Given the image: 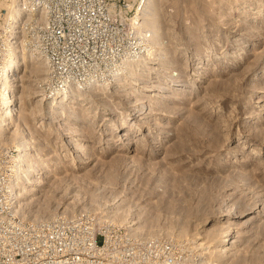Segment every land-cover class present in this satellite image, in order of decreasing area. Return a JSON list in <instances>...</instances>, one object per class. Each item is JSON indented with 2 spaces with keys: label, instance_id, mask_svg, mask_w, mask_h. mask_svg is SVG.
Returning <instances> with one entry per match:
<instances>
[{
  "label": "rangeland",
  "instance_id": "obj_1",
  "mask_svg": "<svg viewBox=\"0 0 264 264\" xmlns=\"http://www.w3.org/2000/svg\"><path fill=\"white\" fill-rule=\"evenodd\" d=\"M140 1L110 3L134 16ZM10 3L0 0V27ZM154 4L137 18L156 45L137 84L131 71L75 89L52 118L46 63L22 52L6 135L14 147L20 122L42 152L31 163L36 191L23 185L18 211L123 226L174 264H264V0ZM229 229L234 242L224 243Z\"/></svg>",
  "mask_w": 264,
  "mask_h": 264
},
{
  "label": "built area",
  "instance_id": "obj_2",
  "mask_svg": "<svg viewBox=\"0 0 264 264\" xmlns=\"http://www.w3.org/2000/svg\"><path fill=\"white\" fill-rule=\"evenodd\" d=\"M20 6L19 23L8 35L0 28V264H174L164 246L142 245L123 226L97 223L86 214L33 222L18 211L17 152L3 127L13 116L9 108L16 111L22 52L46 61L41 93L69 85L83 91L112 80L129 59L143 57L151 37L142 22L132 27L127 17L133 13L124 16L110 0H21Z\"/></svg>",
  "mask_w": 264,
  "mask_h": 264
},
{
  "label": "bare ground",
  "instance_id": "obj_3",
  "mask_svg": "<svg viewBox=\"0 0 264 264\" xmlns=\"http://www.w3.org/2000/svg\"><path fill=\"white\" fill-rule=\"evenodd\" d=\"M20 1L21 0H11V3H10L11 10L7 14V17L5 19V24H1L0 28L4 29V31L6 32V35H8L9 32L12 30V25L19 23V21L23 18V12H22L21 6L19 5ZM155 4H154V0H141L139 2V4H137V6H136V8L134 10L135 15L134 16L132 15L133 17L132 16L131 17H127V18H129L131 20L130 23L132 24V27H136L137 25H139V23H141L140 19L141 18H145L144 15L147 12L146 10H148L146 8H148V7L150 8L151 6H154ZM112 7H113V5H112ZM138 17H140L139 23H138V20H137ZM141 24H143V23H141ZM143 28H145L146 31H149L145 26H143ZM149 34L151 36L150 31H149ZM157 37H158V35H157ZM162 38L163 37L161 35V37L157 38V39L161 40ZM150 39H151V42H152V37H150ZM151 42H149V44H148L147 52L145 53V55H147L150 52V50L153 49V47H154L153 45H151ZM153 44H154V42H153ZM155 47H156V45H155ZM25 53H23L22 56H19V63H20V61H21V59L23 57H26ZM39 58H41V57H39ZM41 59L44 62H46L43 58H41ZM155 63L156 62H154V64ZM147 66H148L147 61H144L143 57L132 58V59H129L126 62L125 66H124L126 69L125 68L122 69L120 71V73L121 72H129L130 73L131 71H135V76H134L133 80H131L130 82H131V84H137L138 79L140 78L139 75H138L140 73L139 71L142 70V69H145ZM118 77H120V76L118 75ZM117 79H118L117 77H114V78H112V80L107 81L108 82L107 84L109 85V83H118L120 80L118 81ZM130 82L126 81L125 83H123L125 88H132L133 87L130 84ZM105 83H103V84H105ZM99 85H102V84H99ZM69 86L68 87H63V88H61V87L53 88L50 91H45L44 93H41V95L44 94V95H42L44 97V99H48L51 96V100L49 102L50 108L48 109V114L46 113L47 115L44 118L49 119V118L54 117L53 114L55 112H57L56 111V107L57 106H58V108H59V106H60V108L61 107L62 108H67L66 105L69 102L68 99L74 94V91L76 89V88H73L71 86L69 87ZM104 88H105V86H104ZM36 105L38 106V104H36ZM39 105L45 106V102L42 101V99H40ZM38 108H40V107H38ZM9 109H10V112L8 114L12 115L13 114V111H12L13 108L11 107ZM7 123L10 124V118L7 121ZM19 123L14 124V130H13V133L16 135L15 138L13 139V143H14L15 151L17 152L16 156H15V161H14L15 169H14L13 178H14L15 181L13 182V186H14L13 189H14V193L18 197V199L20 198V194H21L20 191L24 190V189H22L24 187L23 186L24 184H28V190L29 191H34V190L36 191L35 186L37 185L38 172H36L35 169L31 168V163H32V165L35 166V164L39 161L37 156L39 154H41V152H42L41 149H40L41 147L40 148L39 147L35 148V146L33 145V143H35V141H33L34 139L31 136V133L29 132V130L24 127L22 122H21V124L23 126L20 125ZM2 124H6V122H3ZM9 126L10 125H8V127ZM8 127H6V126L3 127V130L4 129L6 130V128H8ZM48 127L49 126L47 125L46 128H48ZM49 130H51V129L49 128ZM27 195H28V193H27ZM232 234L233 233L231 232V229H229L228 232L226 233L224 239H223V242L224 243H232V242H234L232 240V237H230Z\"/></svg>",
  "mask_w": 264,
  "mask_h": 264
}]
</instances>
